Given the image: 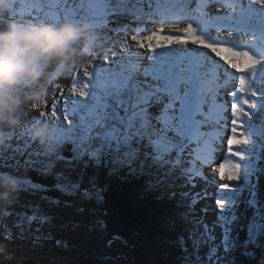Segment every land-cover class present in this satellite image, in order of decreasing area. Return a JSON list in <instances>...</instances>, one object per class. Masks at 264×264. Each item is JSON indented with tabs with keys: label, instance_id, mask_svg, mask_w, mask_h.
Returning <instances> with one entry per match:
<instances>
[{
	"label": "snow or ice",
	"instance_id": "1",
	"mask_svg": "<svg viewBox=\"0 0 264 264\" xmlns=\"http://www.w3.org/2000/svg\"><path fill=\"white\" fill-rule=\"evenodd\" d=\"M249 6L256 0H230L229 11L240 12L233 23H247ZM18 7L37 20L86 21L104 38L126 35L139 53L117 57L114 47L85 77L87 91L66 100L73 143L62 158L102 163L131 148L149 176L194 190L169 193L179 209L172 230L181 264H264V39L256 52L210 39L213 11L224 12L218 0H18ZM169 19L182 23L159 26ZM178 45L186 51L174 53Z\"/></svg>",
	"mask_w": 264,
	"mask_h": 264
},
{
	"label": "trees",
	"instance_id": "2",
	"mask_svg": "<svg viewBox=\"0 0 264 264\" xmlns=\"http://www.w3.org/2000/svg\"><path fill=\"white\" fill-rule=\"evenodd\" d=\"M21 12L18 2L0 0V21L16 25L18 21L28 20V17L22 16ZM41 20L43 25L54 27V31L69 26V29L73 28L79 32L86 31V35L83 36L82 42L79 39L78 42L62 46L53 52L45 61V65L42 62L43 65L36 66L39 77L34 80L37 83L35 89L45 92V85H38V82L50 77L57 63L64 64L58 83L65 85L75 83L68 78L71 75L68 68L81 51L82 54L87 51L83 47L85 41L90 38L100 39L93 42L87 51L89 57L92 59L95 57L100 61L112 58L114 48L111 45L112 37L104 38L91 24L88 23L81 29V21H73L71 18ZM75 23L79 25L75 26ZM117 48L115 46V49ZM48 73L49 76L46 77ZM21 85L17 90L13 89L11 93L0 96V130L7 131L5 137L9 138L6 141L12 143L8 148L13 153L12 157L0 156V182L14 185L21 180L32 187H38L45 195L52 198H66L72 203L77 201L79 209L76 212L59 210L57 213H46L45 210H38L28 203L18 202L14 197L8 200V194L0 188V247L5 250L13 240L21 242L29 240L39 242L48 249L57 250V247H60L59 239L57 236L48 237L50 233H45L48 231L38 232L34 228L32 234L22 233L18 229L21 223H25L33 216L44 220L48 215L54 217L55 221L58 220L62 227H74V224H79L85 219L96 222L105 230L106 240L122 241L125 245L122 252L131 264H181L178 245L175 242L176 234L172 230V223L179 209L170 201L169 193L184 192L180 187L182 180L164 178L156 174L149 176L146 171L141 170L139 157L131 148H122L119 152L113 151L103 158L102 163L99 158H92L89 162L82 160L69 162L65 158L71 154L73 142H66L56 149H51L55 155L49 157L51 155L47 153L48 151L44 153L43 150L38 149L36 141L32 140L27 131L22 130L21 124L26 118L23 109L37 101L34 91L27 85L23 86L24 83ZM46 91L50 94V90ZM49 98H44L43 101ZM9 104L11 108L8 107ZM19 133L26 140V144L23 147L18 145V149H14ZM27 141L32 142L27 144ZM34 154L48 157V161L44 162L45 165L35 162ZM56 165L59 166L60 171L54 169ZM63 170H68L71 177L76 176L78 179L68 180ZM158 181L162 182L158 183ZM69 184L75 188V195L65 192L64 188ZM92 198L100 203L99 209L90 205ZM182 199L189 198L177 195V201ZM110 254L116 255V252L112 251ZM47 261L45 259V262ZM83 263L106 264L97 260L94 254L93 258L83 259Z\"/></svg>",
	"mask_w": 264,
	"mask_h": 264
},
{
	"label": "rangeland",
	"instance_id": "3",
	"mask_svg": "<svg viewBox=\"0 0 264 264\" xmlns=\"http://www.w3.org/2000/svg\"><path fill=\"white\" fill-rule=\"evenodd\" d=\"M12 2L16 3L18 2V0H12ZM21 13L22 16H27L28 20L18 21V23H16V26L18 27H47L52 30L54 28L52 26L43 25V20L41 19H33L30 18L24 12ZM228 13L229 12L226 10L218 14L213 11V17L219 15L222 16L223 14ZM233 17L239 18V16H237V13H235ZM71 20L75 21L74 19ZM217 20L219 21V19ZM81 23V29L84 28L85 25L87 26L88 24V22L86 21H81ZM173 23H182V21H177L174 19H169L167 21L162 20L160 21L159 26L167 29L169 24ZM78 25V23H75V26ZM157 26L158 25L156 24L148 25L149 28H155ZM70 29L73 30V28ZM212 29H214L215 34L212 35L210 39L216 40L217 42H220L224 39H228V37H230L231 35V30H225L222 26H217ZM73 31L76 34L75 38L66 45H64V47L78 42L79 39H81L80 42H82L83 36L86 35V31L83 30L81 32H79L78 30ZM142 31L143 29H140V32ZM140 32H137V35H139ZM201 34L208 36V32L206 30H201ZM99 39L100 38L94 37L86 40L83 49L88 51L89 48L92 46L93 42L99 41ZM246 39L249 42L252 40L249 36H247ZM111 45H113L114 47H118L115 53L117 57L123 56L135 59L139 55L136 50V46L132 44L130 40L126 39V35L112 36ZM188 48L190 49L191 45H189ZM57 50H54L45 56L36 55L34 57L35 69H38L36 68V66L38 67L40 65H43L42 62H44L45 65V61H47L52 56L53 52ZM87 51L83 54L81 51L80 55L77 56L74 63L68 68V72L69 74H71L68 76V78L71 81L75 82L73 84L65 85L58 83V77L60 76V73L64 68V64L61 63L58 65L57 63L55 66L56 69L52 73V75L50 74V77H48V73L46 74V77L48 78H44L42 81L38 82V85H45V92L35 89L37 83H35L34 80L39 77L38 74L34 77L24 75L17 78V80L12 84L0 86V96L2 94L11 93L13 89L17 90L20 86H22V83H24L23 86L27 85L30 90L32 89L34 91L35 99L37 102L23 109V113L25 114L26 118H24L23 123L21 124L22 130L27 131L32 137V140L36 141L38 149H41V151L43 150V152L48 151L47 153L51 155L49 157H54L55 155L54 152L51 151V149H56L57 146H62V143L73 142L72 129L62 118L66 110L65 102L66 100L79 98L80 93L87 91L85 77L90 80L94 73L93 66L99 65L103 62V60H97L95 57L94 59L89 57L87 55ZM184 51H186V49L183 46L179 45L176 46L174 49V53H182ZM191 55L197 60L208 59L209 63H212L210 58L204 57L203 53H200L198 56L196 53H191ZM46 90H50V94L49 91ZM48 97H50L49 100L45 99L43 101L44 98ZM10 105L11 104H9L8 107L11 108ZM54 109L55 113H58L59 115L54 114ZM12 131L13 130H10V132ZM5 132L7 131L0 130V156L12 157L13 153L8 148V146L12 145V143L10 141H6L9 137H5V134H8ZM17 137L18 139L15 142L16 146L14 147V149H18V145L23 147L26 144V140L23 139L20 133ZM30 142L32 141H27V144ZM33 156V160L35 162H41L43 165H45V161H48V157L36 156V154H34ZM108 161L110 162V159H108ZM54 169L60 171L58 165H56ZM205 171L208 172V175L210 177L212 176V173L210 171H208L207 169H205ZM62 172L65 173L66 176H68L67 179L70 181L78 179L76 176L71 177V174L68 170H63ZM190 182L191 181H189V183ZM260 183L261 186L264 187V178L261 179ZM0 185H3L0 186L3 192L8 194V200H10L11 197H14L16 201L33 205L38 210H45L46 213H57V211L59 210L76 212L77 209H79V204L77 201L72 203L66 198H52L47 194L45 195V193L41 191L38 187H32L31 185L21 180H18L14 185L5 184L2 182H0ZM214 185L215 181L210 180L208 183L209 193L214 190ZM64 190L66 193L69 192L70 195L76 194V192L74 191L75 188H73L71 184L65 187ZM183 190L184 192L194 191L193 189L186 188H183ZM199 190L200 189L198 188L197 191ZM186 198L190 199L191 197L189 196ZM208 202L214 206V199H212L211 197H209ZM201 203H204V201H201ZM90 205L93 206L95 209L100 208V203L94 198L90 199ZM212 219L213 215L210 213L209 222H211ZM28 221L29 223H27ZM19 226L20 227L18 229L22 233L33 234L32 230L34 228L38 232L48 231L45 232L50 233L48 237H58L60 247H57V250L48 249L47 247H45V245L42 246L39 242L29 240L21 242L18 240H13L12 244L7 249L4 250L0 247V264H84L83 259L89 257L93 258V254L97 260H100L106 264H131V261L127 259V257L122 252L125 246L122 241L117 240L119 242H115V240H106L105 230L96 222H92L90 220L85 219L84 221L82 220L79 224H74V227H62L60 226V222L58 220L55 221L54 217L47 215L44 220L33 216V218H29L27 221H25V223H21ZM59 250H62V252H58ZM112 251L116 252V255L110 254V252L112 253ZM45 259H47L48 261L45 262Z\"/></svg>",
	"mask_w": 264,
	"mask_h": 264
},
{
	"label": "clouds",
	"instance_id": "4",
	"mask_svg": "<svg viewBox=\"0 0 264 264\" xmlns=\"http://www.w3.org/2000/svg\"><path fill=\"white\" fill-rule=\"evenodd\" d=\"M72 29L53 31L47 27L21 28L0 21V86L14 83L17 78L36 76V55L45 56L75 38Z\"/></svg>",
	"mask_w": 264,
	"mask_h": 264
},
{
	"label": "bare ground",
	"instance_id": "5",
	"mask_svg": "<svg viewBox=\"0 0 264 264\" xmlns=\"http://www.w3.org/2000/svg\"><path fill=\"white\" fill-rule=\"evenodd\" d=\"M248 0H246V3ZM257 6L252 7L249 6L247 11H251V15L249 19L247 20V23L237 26L233 21L237 19L236 17L234 18L232 15V12L229 11V6H230V0H219L218 6L223 7L224 10L228 11V14H223L222 16H216L214 17L213 21L210 22L209 26L211 28H215L217 26H222L225 30H231L232 33H234V36L232 38L228 37V39L222 40L220 42H225L232 44L238 48H245L249 47V43H246V40L244 39L245 36L249 35L252 37V40L257 41L260 36L256 34V28L255 25L259 24L258 20L262 19L264 17V9H261L259 7V0H256ZM237 16L240 17V12L236 11ZM218 14V13H217ZM231 15V16H229ZM219 19V21L217 20ZM228 19V20H227ZM204 30V29H201ZM229 32V31H228ZM205 57V56H204ZM206 58V57H205ZM227 86H231V78H229ZM222 135V133H221ZM222 155V153H221ZM220 162L219 158L216 160V163L218 164Z\"/></svg>",
	"mask_w": 264,
	"mask_h": 264
}]
</instances>
